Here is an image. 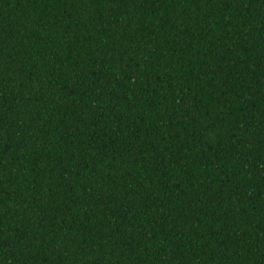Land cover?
<instances>
[{"label": "trees", "instance_id": "trees-1", "mask_svg": "<svg viewBox=\"0 0 264 264\" xmlns=\"http://www.w3.org/2000/svg\"><path fill=\"white\" fill-rule=\"evenodd\" d=\"M0 264H264V0H0Z\"/></svg>", "mask_w": 264, "mask_h": 264}]
</instances>
